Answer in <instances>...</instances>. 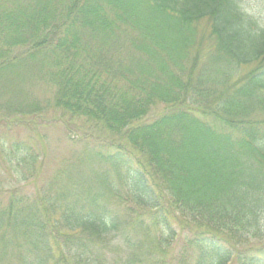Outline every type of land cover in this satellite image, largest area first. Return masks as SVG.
I'll list each match as a JSON object with an SVG mask.
<instances>
[{"label":"trees","instance_id":"obj_1","mask_svg":"<svg viewBox=\"0 0 264 264\" xmlns=\"http://www.w3.org/2000/svg\"><path fill=\"white\" fill-rule=\"evenodd\" d=\"M244 1L0 0V264H264V26ZM56 108L107 137L9 188L39 155L12 117Z\"/></svg>","mask_w":264,"mask_h":264},{"label":"rangeland","instance_id":"obj_2","mask_svg":"<svg viewBox=\"0 0 264 264\" xmlns=\"http://www.w3.org/2000/svg\"><path fill=\"white\" fill-rule=\"evenodd\" d=\"M242 5L246 11L253 16L257 22H259V24L264 26V0H245ZM201 29H207L205 22L201 24ZM251 68V65L244 66L240 69V73L250 71ZM35 88L36 92H39V87ZM40 92L43 91L40 90ZM167 109L168 105L158 103L151 108L150 112L145 117L136 121L134 124L152 121ZM2 115L3 114L0 112V118H2ZM12 119H14V122L15 120L17 121V127H14L11 130V135L15 138L29 139V141L35 146L39 155L36 161L35 171L30 169L27 165L13 168L8 166L3 175L7 174L9 177V188L17 187L29 194L34 193L35 190L42 187L57 169L77 161L79 155L84 149L83 144L85 141L83 139L85 136H89L93 133L92 140L90 141L91 144L98 143L101 139L105 140V137H107L101 132L96 133L89 129L82 119L74 117L59 108H56L53 111L51 110L48 114L46 113L40 117H36L35 115H18L12 117ZM8 121L9 120H5L2 123L0 122V126L4 127ZM72 137H75V140H73ZM99 164L100 163L97 160H94L92 163H86L85 166L80 168V175L84 177V179L86 178L87 181L92 180L94 175L91 173V166L96 169H101ZM103 167L105 169V166ZM111 203L113 213L118 214V217L123 224V222L128 219L125 209L127 208L126 204H120L114 199H111ZM174 245L176 246V249L177 247L179 249L180 242H177ZM176 249L172 251L173 255L176 254ZM230 264L238 263L233 261Z\"/></svg>","mask_w":264,"mask_h":264}]
</instances>
